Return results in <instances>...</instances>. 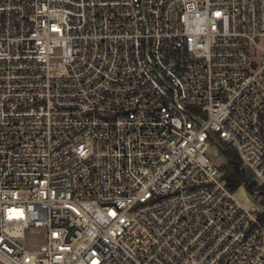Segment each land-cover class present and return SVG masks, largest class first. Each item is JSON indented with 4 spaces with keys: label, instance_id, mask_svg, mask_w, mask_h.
I'll list each match as a JSON object with an SVG mask.
<instances>
[{
    "label": "built area",
    "instance_id": "1",
    "mask_svg": "<svg viewBox=\"0 0 264 264\" xmlns=\"http://www.w3.org/2000/svg\"><path fill=\"white\" fill-rule=\"evenodd\" d=\"M210 143L262 196L264 0H0V264H264Z\"/></svg>",
    "mask_w": 264,
    "mask_h": 264
},
{
    "label": "rangeland",
    "instance_id": "2",
    "mask_svg": "<svg viewBox=\"0 0 264 264\" xmlns=\"http://www.w3.org/2000/svg\"><path fill=\"white\" fill-rule=\"evenodd\" d=\"M207 154L212 162L216 165H221L227 161V156L224 150L216 143H210L207 148ZM234 197L245 207H257L260 210L264 209V198L258 196L254 191L250 190L248 186L243 183L233 191ZM42 229L34 228L27 230L26 236L29 242L40 243L42 242L41 234Z\"/></svg>",
    "mask_w": 264,
    "mask_h": 264
},
{
    "label": "trees",
    "instance_id": "3",
    "mask_svg": "<svg viewBox=\"0 0 264 264\" xmlns=\"http://www.w3.org/2000/svg\"><path fill=\"white\" fill-rule=\"evenodd\" d=\"M223 150L226 153L227 161L218 165V167L226 185L234 191L240 185L245 183L250 190L254 191V183L249 180L246 173L240 168V157L237 150L233 147H226V145H224ZM259 192L264 197V189L259 188ZM260 217L264 221V212L260 215Z\"/></svg>",
    "mask_w": 264,
    "mask_h": 264
},
{
    "label": "water",
    "instance_id": "4",
    "mask_svg": "<svg viewBox=\"0 0 264 264\" xmlns=\"http://www.w3.org/2000/svg\"><path fill=\"white\" fill-rule=\"evenodd\" d=\"M246 174L248 175V176H252V171L249 169V168H247L246 169Z\"/></svg>",
    "mask_w": 264,
    "mask_h": 264
}]
</instances>
